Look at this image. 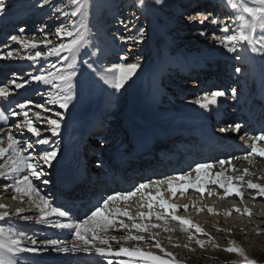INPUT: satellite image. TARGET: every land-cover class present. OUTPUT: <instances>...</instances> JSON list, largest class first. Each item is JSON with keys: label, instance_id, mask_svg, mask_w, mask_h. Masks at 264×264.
Listing matches in <instances>:
<instances>
[{"label": "snow or ice", "instance_id": "snow-or-ice-1", "mask_svg": "<svg viewBox=\"0 0 264 264\" xmlns=\"http://www.w3.org/2000/svg\"><path fill=\"white\" fill-rule=\"evenodd\" d=\"M68 3L71 11L66 12L54 5L52 0H35V6L40 9L45 6L54 7L58 18L61 15L65 18H79V27H77V21L71 19L56 27L55 36L59 42L53 43L49 32L46 31L48 26L44 25L38 29L43 33L42 39H37L35 35L31 39H25L23 35L9 37L11 41L18 42L29 49L24 55L12 49L0 52V60L16 58L28 61L31 66L41 65L42 61H47L50 57L57 58L50 69L40 67L37 69L38 74H29L30 79L13 73L12 88L7 87L6 82H0V101L9 106L15 101V108L0 107V121L4 122L0 124V159L4 160L0 163V180L9 181L4 184L5 190L13 189L14 193L20 197H27L29 204L38 209L36 222L58 230H67L71 238L67 241L59 238H45L38 241L28 235L24 229L13 226L11 223L0 224V264H21L20 257L23 253L37 257L51 252L63 255L83 253L91 256L95 254L107 261V264H113L111 257L121 258L119 264H182L176 254L162 246L158 238L159 232L152 231L154 229H162L164 232L175 231L168 226L170 221L177 222L180 231L187 233L188 240L190 242L194 240L201 249H206L208 244H211L212 248L218 247L199 224H194L189 218L177 214L178 205L170 203L169 199L165 198V191L171 197H176L177 194L183 195L189 190L200 195L207 192V195L211 196L213 192L208 190V186L214 185L222 190L224 197L234 196L243 199L246 186L248 190L254 191L253 199L264 198V184L255 183L251 179L245 180V177L250 175L247 168L243 169L239 175H226L228 168L234 172L239 171L232 164L234 159H239L238 157L219 159L216 162L195 163L184 171L166 177L142 180L127 191L105 192L96 199L95 203L90 204L83 216L76 217L70 209L56 204L52 197L42 193L34 183V181H40L45 185L51 183L46 177L51 175L50 169L54 167V164L59 163L58 157L62 152L56 138L61 137L62 130L67 126L66 118L69 109L75 107V102L96 86L102 87L105 91L110 89V94L122 95L130 84L135 82L134 77L143 67L142 59L140 56H133L130 61L129 53L139 49L148 40L147 30L140 23V18L146 19L149 12L166 7L168 0H134L131 7L136 11L132 16L116 21L129 34L123 35L117 32L113 36V43H118L126 51H122L116 62L104 66H101L104 50L99 45H89L85 35V32H90L84 23L90 10L87 0H68ZM226 4L233 10L231 22L228 18H220L212 12L199 11H194L187 16V20L199 21L202 25L210 21L212 25L219 26L212 31V38L217 42V46H222L225 55L232 54V59L241 62V66L234 67V73L242 74L243 65L247 60L259 57L261 63H264V0H226ZM13 7V0H0V18L8 16ZM69 22L73 30L68 29ZM217 30L221 35L217 34ZM18 32L24 34L25 28L20 27ZM200 35L205 36L207 33L201 30ZM65 39L68 40L67 43L64 42ZM41 46L45 50H39ZM86 46L95 50L85 53L88 59L78 61L80 50ZM92 57L96 59L93 60ZM18 80L20 82H17ZM30 81L36 85L46 86L44 92H41L39 88L34 89L36 94L43 98V103H35L30 98L22 102L15 100L13 94H18V90L21 89L27 91L31 86ZM160 88L162 84L158 85L157 91ZM237 98V88H231L230 92L225 89H215L197 96L194 104L202 110L211 112L218 109L222 102L236 101ZM31 105L42 110L33 114L36 118L35 123L29 115L32 111ZM9 115L12 118L22 117V119H14L12 124L5 128V125H8ZM38 124L40 126H37ZM244 127L245 125L235 122L220 126L219 132L240 134L241 141H251L246 145L248 150L243 155L244 161L251 164L253 157L264 159V147L260 146L264 143V131L253 135H248L247 132L241 134ZM13 128L16 130L15 133ZM24 130L36 140L22 142L18 137L24 135ZM45 132L48 135H43ZM5 138L6 146H4ZM98 143L100 148H104L107 142L101 137ZM36 145L47 147L37 151ZM217 163L220 165V170L212 173L211 170ZM225 165L228 168H225ZM95 167L102 168L103 162L97 159ZM193 173H195L194 179ZM136 196H140L141 203L135 213L129 211L127 207L119 206L121 202H127ZM16 198L17 195H13L12 199ZM183 208L187 211L189 205L186 204ZM7 209V205L0 204V221L10 220V215H19L23 221L32 219L30 216L20 215L25 211L23 208L14 209L12 214ZM140 209H147V211ZM207 211L214 214L211 207ZM235 211L239 212L240 209ZM245 212L247 213L248 210L245 209ZM53 216L57 218L55 222L49 219ZM193 229L197 234L208 236V240L193 236L190 231ZM110 230L126 231L116 236L111 235ZM25 240L30 243V247L24 245ZM128 241L136 242L137 245L147 243L149 247L126 246L125 242ZM110 242H115L119 247L114 249ZM169 242H171L170 237ZM184 247L188 248L189 245L185 244ZM152 249L158 250L162 255L155 254ZM223 250L230 254H237L241 258L238 264H262L257 259L250 258L244 248L237 245L235 241H231Z\"/></svg>", "mask_w": 264, "mask_h": 264}, {"label": "bare ground", "instance_id": "bare-ground-1", "mask_svg": "<svg viewBox=\"0 0 264 264\" xmlns=\"http://www.w3.org/2000/svg\"><path fill=\"white\" fill-rule=\"evenodd\" d=\"M89 1L90 0H87V3L89 4V8H90L87 19L91 15V17H92L91 20H93V19L97 18V15H95L96 13H93L94 7H91V4ZM197 3L199 4V7L197 8V10H194V6H196ZM218 3L220 5H218ZM222 3H223V0H182V1L174 0V1L167 3V6H166L167 8L164 7L162 9H160L159 11L149 12L147 14L146 19L144 17H141L142 21H147L148 24H150V26H151V30H149V32L147 34V36H148L147 43L144 45H141L140 48L136 49L134 52L129 53V60L131 61L133 56H140L144 52L160 48L161 46H163V44H162L163 39H165V40L172 39L171 41L173 43H176L178 41L176 39V35H177L176 29H174V27L172 25L170 26V24H167L164 22V20H167L168 18H170V20H171L174 16L173 13H176V14H178V16H181V17H187V16L193 14L194 11L212 12L220 18H222L224 16L228 17L229 22H231L233 12H231V11H229L228 13L225 12L226 6H228V5L227 4L223 5ZM169 4H171L172 7H169L168 6ZM222 5H223V7H222ZM175 7H177V8H175ZM171 8H172V10H171ZM192 10H194V11H192ZM162 11H164V12H162ZM237 15H239V14L237 13ZM64 19H66V18H64ZM87 19H85V21H84L85 25H86ZM162 19H163V21H161ZM75 20L77 21V27H79V23H78L79 18L77 17V18H75ZM42 21L40 19L38 21L35 19L33 24L34 23L39 24V23H42ZM63 21L64 20H60L59 18L56 21V18H52V16H50V15L47 18L48 28L46 29V31L49 32L50 39H52L53 43L59 42L58 38L55 36V29L61 23H63ZM167 22H168V20H167ZM197 22L199 23V21H197ZM101 25H102V23H101ZM200 25L201 24L199 23V25L193 26V28H194L193 31L195 33L194 32H186L185 33L186 35H184L183 37L180 38V39H184V41L180 40L179 43L177 44L178 49H174V51L184 52L183 56L181 57L183 59V61H181L182 63H179V64H181V68L183 66L184 71L179 72L178 71L179 66H177L176 63L173 62L176 65V66L174 65L176 67V69H174V73H173L174 74L173 76L176 79V83L174 84L173 90L171 87L169 90H163V91L159 90V93H161L163 96V100L161 102L162 106L166 108V110H165L166 112L171 113L170 116L168 114L163 115V118L170 117V119H174L181 130H183V127L186 126L190 122V120H194L196 122V121H198L197 120L198 118L203 117V116H205V114L209 113L208 111H205V110L198 108L194 104V100L198 96V89L204 88L205 84L202 82H200L198 84V82H196V85H194L196 89L195 88L191 89L192 85H190L189 82H193V81L197 80L198 77L192 79L193 81H188L187 83H184L186 81L187 77H189L190 75L193 74L191 71L192 69H189L191 63L192 62H198V60L200 59L199 57L205 58L207 61H214V60L219 61V63H217L216 65L219 64L220 72L224 73L226 76V81L223 82L224 89L228 90L229 92H230L231 88H237L238 89L237 100L236 101H231V100L224 101L220 104L219 108H224L226 106V104L230 103V102L237 105L239 103H243L244 101H246V103H244V105L242 107H240V108H243L245 105H247L249 98L252 97V95L254 96V101L258 102L257 101V99H258L257 95L259 94L260 90L264 87V63H261L259 57H256L254 60L253 59L247 60L246 63L243 65V68H244L243 73L242 74H235L234 73V67L235 66H241V62H238V61H235L234 59H232L231 58L232 54L225 55L222 46H217V42L212 38V35H211L212 31L214 29H218L219 26L212 25L210 23V21H208L207 24H204L202 27ZM32 26L31 27H28V26L24 27L25 28L24 34H20L18 32V29L21 26H19V27L10 26V29H7L4 32H1L0 33V52H7L9 49L20 52L21 55H24L26 52H28L29 49L25 48L23 45H20L18 42L9 41V37L12 35H17V36L23 35V37L25 39H31L33 37V35H35L37 37V39H42L43 33L38 31L39 27L33 28ZM104 27H105L104 30L107 31V29L109 28V25H108V27H106V26H104ZM201 30L206 31L207 35L200 36L198 38V41L194 42L193 39L196 37V35H198L197 31H199V34H200ZM81 31H84V29H81ZM217 34L221 35V33L218 30H217ZM85 35L87 36V38H88V35L90 37V32H85ZM157 35H159V38H157ZM193 35H194V38L192 37ZM65 41H66V39H65ZM4 43H5V45H7V47H5V45L2 47V44H4ZM19 45L22 47V49L18 50L16 47H18ZM187 48L188 49L190 48L191 50H189V52L184 51ZM84 49H85V47L80 50V52L78 54V59H79V56L83 52ZM118 49L120 51L121 50L124 51V49H122V47L118 48ZM39 50L42 51L45 49L43 48V46H41V48ZM122 51H121V53H122ZM190 58H193V59L190 60ZM162 59H164V57L162 55L160 57H158L157 59H155L153 65H152L153 70L162 68V66L160 65V60H162ZM56 60H57L56 57H53V58L50 57L47 61H42L41 66L37 65L36 67H39V68L43 67L47 70L51 67V64L54 63V61H56ZM11 63L16 64L15 66L18 67L17 68V71H18L17 75L18 76H23L24 78L30 79L29 74H32V75L38 74L37 69H36V71L34 70L35 71L34 73L28 72L30 69H33V68H31L32 66L30 65V63L28 61L20 60V59H16V58H13L11 60H0V66H2V68H1L2 72L0 75V82L6 81V84H8L9 81L6 80V78H8V73L6 71H8V68H7L8 65L7 64L12 65ZM204 70H206L207 72L211 71L210 68H205ZM178 72L180 73V75L178 74ZM9 73H10V70H9ZM154 74H155V76L153 77V81L155 82L156 77H158L159 74L156 72V70H155ZM177 75H179V77H177ZM162 82H164V81H162ZM165 82L169 86L170 85L169 83H171L170 78L165 80ZM214 83H215V81L210 86L211 90L217 89L216 84H214ZM259 83H261V85ZM30 84H31V86L28 88L27 91L21 89V90H18V94H15V93L13 94L15 96V100H20L22 102L23 98H27V96L31 95L32 93H34L32 95H35L36 94V92L34 91L35 88H39L41 92H44L46 90V86H44V85H36L35 83H33L31 81H30ZM127 90H129V87L127 88ZM206 90L209 91L208 88ZM204 91L200 92V95ZM255 92H256V94H255ZM259 96H260V94H259ZM115 97H116V100H118V99L121 100L122 104L119 102L120 105H118L119 104L118 103V104H114V106H117L119 108H125L124 112H126L127 115L131 114V116L128 117L126 120L129 124V126L132 128V131L127 133V131H125L124 129L119 128L116 125V123H112V120L110 119L111 122L107 123V125H111V127H103L104 131H106V132L108 131V133H110L109 137L107 135L108 140L106 139V142L109 144H112V147H114V149L116 150L115 151L116 155H114V156H117L119 153H121V154L124 153L127 156V153L130 154V150L134 152V154L131 155V157H130L131 160L128 163L130 164L129 172L135 173L137 183L141 182L142 180L155 179V178H159V177H166V176L174 174L176 172L184 171L189 166H191L193 164L191 162L193 160H195L196 162L197 161H199V162H216L219 159H227L229 157H238L239 159H234L232 161V164L235 166L236 169H239V171L234 172L231 168H228V166L225 165V168H228L226 175H239L243 171V169L247 168L249 170L250 175L246 176L245 180L251 179L255 183L264 184V159H261L259 157H253L252 163L249 164L247 161L243 160V155L247 150L241 151L237 147L233 148V151H235V150L236 151H235V155L232 156L228 153V150L230 147L227 145L222 147L225 150H227V151H225L220 147H212V146L208 145L207 143L202 142L201 147H197V148H193V149H187L186 153L183 156L184 158L183 157L178 158L176 156V154H172L171 158L176 157V158H173L172 160H170V158L167 159V158L163 157V154L160 153V151H163L164 147L168 148L167 146L171 143V141H176L177 138L176 137L171 138L170 141H167L169 139L168 137L166 139H164L165 137H162V134H160V132H158V131L155 132V130H154L155 126H153V122L154 123L157 122L158 126H163V122L161 120L153 119V115H152L153 113H151V112L148 113L147 111L141 110V109H140V111L137 110L138 108H136V106L133 105V103H132V101H134L136 98V92H135L134 96H132V97L128 95V91L123 92L122 95H115ZM142 102L147 103V100L144 99V101H142ZM0 107L15 108V101H13V103L10 106L5 102L0 101ZM71 109H73V108L71 107ZM99 109H101V108H99ZM158 110L159 109H156L155 111H158ZM94 111H96V110H94ZM100 112H101V110L98 112V114H100ZM109 112H111V111H109ZM29 115H30V117H32V119L35 123L36 122L35 116L32 113H29ZM96 115H97V112L94 116H96ZM109 115H110V113H109ZM116 115H117L116 113L113 114V116H112L113 119ZM242 115H244L243 112L237 114V116L234 115L233 117H229V115H225L222 122H224V124L225 123L230 124V123L239 122V120L237 118L242 119L244 117ZM143 116L151 119L152 121L153 120H155V121L152 122L150 120V121L144 122V121H142V120H144ZM90 118H91V115L88 119H82V117L78 116L77 113L70 114V109H69L68 116L66 118V125L67 126L62 130L61 137L56 138V140L60 144V147L62 148V152L58 157L59 163H55L54 167H52L50 169V172H51L50 176L52 178H54V183L51 182L52 184L50 183V184L45 185V184L41 183L40 181H34V183L39 187V189L42 193H46L50 197H52L56 204L62 205L64 207L70 209L72 211L74 217L83 216V214L85 213L87 208L90 207V204L95 203L96 199H98L99 196L102 194L101 192L93 194L94 192L90 191L89 187L86 186L87 182L85 181V179L82 180V177L79 176V174H76V169H77L76 164L78 163V157H77V151H75V148L77 146V143L82 138L81 131L83 128L81 126L82 125L81 123H83L84 121L85 122L89 121ZM14 119L19 120V119H22V117L12 118L9 115L8 125H5V128H7V126L11 125ZM120 119H122V117H120ZM3 123H4L3 121H0V124H3ZM144 125L151 127L152 131H146L145 133H142L140 136H135L134 133H136V131L138 132V129ZM37 126H40V125L38 124ZM163 129H162V131H163ZM15 131L16 130L13 129L14 133H15ZM260 131H264V130H262V129L258 130V132H260ZM245 132H247V131H245ZM112 134L115 135L114 139L109 141L113 137ZM43 135H48V133L45 132V133H43ZM143 135L147 136L150 139L149 143H147V145H142L143 141L138 140ZM18 138L22 142H26V141H32V138H35V137L32 136L31 134H27L26 131L24 130V135L20 136ZM131 139L138 140V141H136L135 144H131V146H129L130 145L129 142L131 141ZM35 140L36 139H33V142ZM90 142H92V141L90 140ZM174 144H175L174 142L171 143V145H170L171 149L169 151L174 150L173 149ZM141 145H142V147H140ZM4 146H6V138H5ZM260 146L264 147V143H261ZM46 147L47 146L36 145V150L41 151L42 149H44ZM187 147L188 146L186 145V148ZM190 150H193L192 153ZM186 158L187 159L189 158L188 162L184 163V165H180L181 162L187 161ZM97 159H100L102 161V158H97ZM183 159L185 161H183ZM3 162H4V160L0 159V163H3ZM95 162H94V164H95ZM218 170H220V165L217 163L211 171H212V173H215ZM22 175H23V173L21 174V176ZM56 177H57V179H56ZM192 178L193 179L195 178V173H193ZM7 183H9V181L0 180V204L7 205L8 206L7 210L10 212V214H12L14 209H16V208H23L25 211L23 213H21L20 215L30 216V217H32L33 220L23 221L20 219L19 215H10V220L6 219L4 221H0V224L7 225V224L12 222V223H14L13 226L24 229L28 233V235L33 236L38 241L43 240L45 238H59V239L67 241L71 238L69 233L67 232V230H58V229L51 228V227H48L46 225H43V224L36 222L37 221L36 219L38 216V209H36L32 205H30V204L28 205L24 202L25 200H28L27 197H18L16 199H12L13 195L18 196V194H15L13 189L5 190L4 184H7ZM236 183H238V182H236ZM77 184H80V187H77V186H79ZM99 184L101 185V183H99ZM133 185H130V182L128 180L127 185L126 186L121 185L119 190L120 191L130 190L133 187ZM76 188H78V190H76ZM211 188H214V190H216V191L222 192V190H220L217 186L209 185L208 190L211 191ZM111 189L110 188L108 190L104 189L103 193L108 192V191H112ZM83 190H84V192L82 193ZM101 190H102V187H101ZM189 191L196 193L195 191H192V190H189ZM77 192H79V194H77ZM153 194H155L154 190H153ZM166 194H167V192L165 191V198L167 197ZM76 195H78V196H76ZM178 195L179 194H177V196ZM253 196H255L254 191L248 190L245 186L243 199L235 198L234 196L233 197H227V198L228 199L235 198L237 200L238 199L244 200V199L249 198V197L253 199ZM166 199H168V198H166ZM253 200L263 201L264 198L256 197ZM134 201H135V197H132L127 202H121V204L119 206L122 208L128 207L129 204H131V203L135 204V202H137V201H135V202ZM250 207L251 208L248 209L247 213H250V216H253V219L254 218H261V219L264 218V208H261L259 206H257V207L254 206V208H253V206H250ZM236 209H239V208H236V207L233 208L230 206L227 208V211L225 213H230L228 216H232L234 213H237V214L243 213V215L246 216V214H245L246 212L245 213L241 212V210L239 212H236L235 211ZM129 211H131L133 213L136 212L133 209H129ZM178 213L179 212H177V214ZM49 219L52 220L53 222H55V220L57 218L53 216V217H49ZM171 223H173V225ZM30 224L35 225V227H38V225L43 226L46 229L44 228V230L40 231L39 229L31 228L30 226H32V225H30ZM168 226L171 228H174L175 231L164 232L162 229H154L153 230L155 232H159L158 238L161 240L162 246L167 251H170V252L176 254L177 258L182 261V264H195V263H192L191 261L187 260L186 257H183L176 250L174 251L173 249L169 248L170 245H173V246L177 245V244H175L176 241L177 242L180 240L188 241V236L186 235L187 233H183L180 231V226L178 223L169 222ZM250 226L253 228L252 232L258 231L257 227L255 228L254 225H250ZM209 227L210 226H207V225L203 226L202 225V228L204 229L205 232L208 231ZM125 231L126 230H116V231L110 230V234L119 236V235L124 234ZM216 232H219V231H216ZM222 232L223 231H221V233ZM224 233H226V232H224ZM233 233H234V231H233ZM244 233L247 234L248 231H244ZM145 235L147 236L148 234H145ZM169 237L171 238V242H169ZM110 243L112 244V247L114 249L119 247V245H117L115 242H110ZM24 245L29 246V247L31 246L27 240L24 241ZM125 245L126 246H141L144 248L149 247V244H147V243L137 245L136 242H132V241L125 242ZM152 250L155 254L162 255L161 253L158 252V250H156V249H152ZM63 256H64L63 254H57L55 252L47 253V254H44L42 256H37V257H32V255L29 253H23L20 257V261H21V264H46V263L53 264V261H56V260H58V262L62 263V262H65ZM76 258L78 259L76 264H107V261L96 256L95 254L88 256V255L83 254V253H77ZM111 259L113 260V262H115L114 264H119V259H121V258L111 257ZM124 259H127V258H124ZM223 264H227V263L224 261Z\"/></svg>", "mask_w": 264, "mask_h": 264}, {"label": "rangeland", "instance_id": "rangeland-1", "mask_svg": "<svg viewBox=\"0 0 264 264\" xmlns=\"http://www.w3.org/2000/svg\"><path fill=\"white\" fill-rule=\"evenodd\" d=\"M171 1H174V0H168V2H171ZM178 1H182V0H178ZM89 2L91 4V7H94L93 13H96L95 7H97V13L100 15L99 21H96V19L99 18V15L97 13H96L97 14L96 19L91 20L92 17L90 15L86 21V25L90 29V37L88 38L89 45L96 44V45H99V47L104 50L103 56L101 57V66L110 65L111 63L116 62L118 56L121 54V51H122L118 49V48H121V46L118 43H113L114 33L116 34L117 32H119L120 34H123V35L129 34L128 32L124 30L123 26L117 24L116 21L118 19H125L127 17L132 16L133 12L136 11L135 8L131 7L133 5L134 0H92V1L90 0ZM13 3H14V7L10 9L8 16L0 18V33L4 32L7 29H10V26L31 27L33 25L32 26L33 28L34 27L41 28L44 25L48 24L47 18L49 15L52 16V18H56V21L58 19V13L55 11L54 7L45 6L43 9H40L35 6V0H13ZM52 3L56 5L57 7H60L63 11H66V12L71 11V6L69 5L68 0H52ZM222 4L226 5V0H223ZM218 5L220 4L218 3ZM168 6L172 7L171 4H169ZM196 6H194V10H197V8H195ZM229 11H230V8L226 6L225 12L228 13ZM64 18L65 17H63L62 15L59 16L60 20H64L63 23L68 22L69 19L75 20V18H66V19ZM101 18L103 20H101ZM222 18H228V17L224 16ZM35 19L37 21L39 19L43 21L42 23H39V24H35V23L33 24ZM168 19H169L168 23L165 22V20L164 22L167 24H170L171 22L170 18ZM140 21H141L140 23L142 24V26L147 30V34H148L149 30H151L150 24H148L147 21H142V18L140 19ZM161 21H163V19ZM101 23L106 27H108L109 25V28L107 29V31L102 30L105 27L101 25ZM67 27L69 30H73L71 28L70 22L67 23ZM132 31H134V29H132ZM192 37L194 38V35ZM164 40L165 39H163V42H162L163 46H161L160 48H157L156 51L149 50L140 55L142 59V64H143L142 70L138 72L137 76L134 78L135 82L130 84L129 90L127 91H128V95L131 97L134 96L136 92V98L134 101H132V103L133 105L136 106V108H138L137 110L140 111L141 109V110L147 111L148 113L149 112L153 113L152 114L153 119L161 120L163 122V125L167 126L172 121V119H170V117L163 118V115L168 114L170 116L171 113L166 112L165 111L166 108L163 107L162 104L158 103L159 101L163 100V96L161 93H159V91H157V88L154 85V81H153L154 74L152 73V70H153L152 65L155 59H157L158 57L162 55L164 57V59H162V62L164 63L167 62L166 64L171 63L173 66L176 63V65L179 66V69L177 68L178 71L179 72L184 71L183 66L181 68V64H179V63H182L181 61H183L181 57L183 56L184 52L174 51L175 48L167 46L166 41ZM9 41L11 40L9 39ZM67 42L68 40L66 39L65 43ZM172 44H175V43L172 42ZM4 45L5 43L2 44V47ZM88 47L89 48L85 51V53L95 50L91 48L90 46ZM16 48L18 50L22 49L20 45ZM189 50L191 49L187 48L184 51L189 52ZM124 51H126V49H124ZM85 53L82 56V58L80 57L81 58L80 60L88 59V56L85 55ZM66 54L67 53H65V55ZM92 59L95 60L96 57H92ZM56 61H54V63ZM175 66L173 68L176 69ZM31 68L33 69H30L28 72L34 73L36 69H38L39 67L32 66ZM9 69L14 70L10 73L8 72V78H6V80L9 81L7 84V87L12 88L11 80L14 78L13 73H15V68L12 65L9 67ZM179 72L178 74L180 75ZM179 75H177V77H179ZM192 79L193 78H191L190 80ZM17 82H19V80ZM184 83H187V81H185ZM189 84L194 85L193 82H189ZM200 89L201 88L198 89V93ZM204 90H206V88ZM110 93H111L110 89L105 91L100 86H96L92 88L91 91L86 92V94L83 97H81L77 102H75V107H72L73 109L70 108V114L77 113V115L82 117V119H88L92 113L93 114L95 113L94 110L97 111L102 106H108L109 108L105 111V114L103 113L102 115L98 116L101 119L102 123L105 125L111 122V120H112V123L120 122L119 113L124 112V111H120V112L116 111L117 115L114 117V119L113 117L111 118V120L108 119V117L111 115H108V117H106V114L109 113L111 106H114V104H118L119 102L121 103V100L119 99L116 100L115 95L110 94ZM32 94L27 96V98H30L35 103H43V98L40 95H37V94L32 95ZM24 99L26 98H23V100ZM144 99L147 100V103L142 102L144 101ZM120 103L118 105H120ZM30 107H32V111L30 112L32 114H34L36 111H42L41 109L36 108L34 105H31ZM155 108L159 110L155 111L156 110ZM47 179H50V178L47 177ZM110 186L112 187V185H109L106 187V189L107 188L109 189ZM76 190H78V188H76ZM211 191L213 192V195L211 196L207 195V192L202 196L200 194L188 191L183 195H178L173 198L170 196V194L167 193L168 195L166 194L167 196L166 198L169 199L170 203H175L176 205H178L179 207L178 215L189 218L194 224H199L201 225V227L202 225L210 226L208 231H206V233H208V235L212 237L213 242L218 247L212 248L211 244H208L206 246V249H201L198 245L195 244L194 240L191 242L189 240L188 241L180 240L178 242L177 241L175 242V244H177L178 246L170 245L169 248L173 249L174 251L176 250L183 257H186L187 260L195 264H223L224 261L227 264H238L241 258L237 254H230L223 250L229 246V243L231 241H235L237 245L244 248L246 254L250 258H255L258 261L262 262V264H264V218L263 219L261 218L253 219V216H250V215L248 216V213H245V209L247 210L250 209L251 208L250 206H253V208L254 206L255 207L259 206L261 208H264V200L256 201L250 197L244 200H239V199L237 200L235 198L228 199L227 197H224L223 192L221 191H216L214 190V188H211ZM83 192L84 190L82 191V193ZM77 194H79V192H77ZM18 197L20 196L18 195L17 198ZM135 201H134L135 204L134 203L129 204V206L127 207L128 210L133 209L134 211H137V208L139 204L141 203L140 196H136ZM24 202L29 205L28 200H25ZM185 204L189 205V208L187 211H185L183 208ZM193 205L195 206L193 207ZM227 206L228 207L231 206L233 208L234 207L239 208L241 212H244L246 214L247 217L243 215V213H240V214L234 213L232 216L225 215L226 214L225 212L227 211V208H228ZM209 207L213 208V210L215 209L214 214H210L207 211ZM198 209H202V210L198 211ZM140 210L147 211V209H140ZM159 211H162V210H159ZM171 224L173 225V223ZM250 225H254L255 228L257 227L258 231L252 232L253 228ZM190 231L192 232L193 236L200 238V239H204L206 241L208 240V236L197 234L195 233L194 229ZM216 231H219V232H216ZM221 231L223 232L221 233ZM244 231H248V233L246 234L244 233ZM186 235L188 236V234ZM185 244H188L189 247L185 248L184 247ZM190 249H194V251H190Z\"/></svg>", "mask_w": 264, "mask_h": 264}]
</instances>
